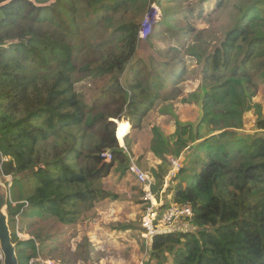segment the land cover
I'll return each instance as SVG.
<instances>
[{
  "label": "trees",
  "instance_id": "trees-1",
  "mask_svg": "<svg viewBox=\"0 0 264 264\" xmlns=\"http://www.w3.org/2000/svg\"><path fill=\"white\" fill-rule=\"evenodd\" d=\"M150 1L0 0L1 176L5 183L12 177L28 187V194L24 190L8 202L20 264L39 258L37 241L44 245L45 237L34 232V238L20 240L16 217L78 224L96 203L113 197L101 183L130 162L131 146L125 142L124 149L118 138L120 124L127 128L126 141L155 102L182 96L177 87L160 82L166 78H143L134 64L140 24L115 25L134 5L141 2L146 10ZM240 1L216 0V10L236 12L218 45L198 33L187 47L186 56L201 70V84L192 95L197 101L182 103L200 106L199 121L177 122L169 137L159 127L152 130L151 152L160 170L191 144H197L201 166L188 179L185 170L178 175L182 181L172 203L190 205L194 215L151 239V261L157 264H264V113L254 102L264 83V0ZM175 59L170 61L179 69L178 83L184 60ZM127 70L130 76L122 83ZM105 77L109 86L86 103L76 85ZM252 112L260 134L236 137ZM154 175L162 177L160 171Z\"/></svg>",
  "mask_w": 264,
  "mask_h": 264
},
{
  "label": "rangeland",
  "instance_id": "rangeland-1",
  "mask_svg": "<svg viewBox=\"0 0 264 264\" xmlns=\"http://www.w3.org/2000/svg\"><path fill=\"white\" fill-rule=\"evenodd\" d=\"M161 1L162 8L158 5V0H151L146 10L144 7L141 10V2L137 3L126 14L119 17L115 21V25L117 27L119 24L134 21L141 26L150 7L157 6L161 10L158 25L154 29L146 28L147 32H151V35L147 39L140 40L134 64L140 67L143 78L149 76L166 78L159 81L165 82L166 88L177 87L181 90L182 96L175 102H155L140 123V127L137 129L133 127L128 132L132 131V137L128 139L127 134L125 141L126 137L123 135L124 139L122 138L123 144L120 141L121 145L126 146L125 142H128L132 148L130 162L127 168L116 167L111 176L101 183L103 190L113 197L96 203L95 208L84 214L78 224L63 226L53 218L24 219L23 213L16 217V228H18L20 240L28 241L34 238L31 236L34 232L45 237L44 245L37 241L38 259L42 261L54 259L55 262L62 264H80L88 261L97 264H157L155 261H151V240L145 238L142 228L145 205L142 201V188L130 172L132 160L150 177L155 176L154 171H160L162 177L160 179L154 177V188L156 189L154 193L157 199L162 200L165 205H170L172 201L169 200V196L171 195L173 199L175 191L181 184L182 180L178 175L182 170H185L186 173L183 178L187 179L195 172L201 171V166L197 165L199 155L195 151L196 148L194 150L197 144H191L190 149L184 150L178 159L181 165L180 172H177L176 177L167 183L166 178L174 170L171 162L174 158L168 157V165L163 166V170H160L161 162L160 165H156V158L154 155H150L152 130L154 127H159L169 137L176 131L177 122L184 125L197 123L196 120L202 114L200 106L198 104L187 106L182 103V100L186 99L197 101L192 95L201 84V70L192 58L186 56L187 47L195 43L198 33H203L202 38L212 47L218 45L223 39L225 31L235 21L236 12L234 9L216 10V0H170L171 3H168V0ZM246 1L241 0L239 5H243ZM142 13L144 14L142 15ZM186 15L190 16L189 21L184 20ZM190 27L196 30L195 34L188 33L191 31ZM176 48L178 52L171 50H176ZM174 58H176L175 60H184L182 65L185 72H183V79L178 82L179 84L176 79L179 69L175 68L170 61ZM167 64H169V68L166 67ZM130 72L127 70L121 77L122 83L130 76ZM110 80L109 77L96 80L88 79L77 84L76 90L86 103L91 104L100 97L102 90L109 86ZM254 102L262 106L264 113V83ZM256 123V115L253 112L247 114L245 127L236 132V137L247 139L256 133L260 134ZM203 134L207 135V130H204ZM128 166L130 167L128 168ZM1 175L0 168V179L9 188V180L6 179L8 182L5 183V179ZM27 189V186L24 189V184L18 185L12 181L10 194L12 198H15L24 190L28 194ZM6 214L9 219L8 209ZM23 229L25 230L23 231ZM10 230L13 234L11 226ZM89 251L91 255L86 257V252ZM27 254H31V251L27 250ZM30 263L42 264L37 259H31Z\"/></svg>",
  "mask_w": 264,
  "mask_h": 264
},
{
  "label": "built area",
  "instance_id": "built-area-1",
  "mask_svg": "<svg viewBox=\"0 0 264 264\" xmlns=\"http://www.w3.org/2000/svg\"><path fill=\"white\" fill-rule=\"evenodd\" d=\"M161 10L157 6L149 8V11L142 22L139 30V39L144 40L149 38L151 32H147L146 28L154 29L159 23ZM125 149V146H122ZM108 160L112 159L110 153L104 155ZM173 171L170 172L166 178L168 183L176 177V173L180 171V162L176 159H172ZM131 175L135 178L136 182L141 186L143 192L142 201L144 202L145 209L142 218V228L144 230V236L148 240H151L155 235L174 229L178 224L184 223L187 220L193 218V210L190 205L171 203L170 205L163 204L162 200L157 199L153 189L155 187L154 177H150L149 174L144 171L139 165L132 160L130 167ZM9 180V188L12 187V177H6ZM11 199V198H10ZM16 205V203H14ZM27 206V205H26ZM16 228L15 232L17 237H20ZM42 264H60L55 261H42L37 259ZM80 264H97L93 261L83 262Z\"/></svg>",
  "mask_w": 264,
  "mask_h": 264
},
{
  "label": "water",
  "instance_id": "water-1",
  "mask_svg": "<svg viewBox=\"0 0 264 264\" xmlns=\"http://www.w3.org/2000/svg\"><path fill=\"white\" fill-rule=\"evenodd\" d=\"M10 189L0 181V258L3 264H20L17 255V245L13 242L9 219L6 214L8 202L11 198Z\"/></svg>",
  "mask_w": 264,
  "mask_h": 264
},
{
  "label": "crops",
  "instance_id": "crops-1",
  "mask_svg": "<svg viewBox=\"0 0 264 264\" xmlns=\"http://www.w3.org/2000/svg\"><path fill=\"white\" fill-rule=\"evenodd\" d=\"M199 86H200V84H199ZM193 105H194V104H193ZM187 106H190V105H187ZM198 119H199V118H198ZM198 119H197V120H198ZM197 120H196V122H198ZM124 128H125V127H124ZM126 131H127V128H126ZM174 133H175V132H174ZM130 137H132V131H131L130 133H128V139H129ZM130 146H131V145H130ZM134 146H136L135 143H134ZM131 149H132V148H131ZM151 154L154 155V154L151 152V150H150V155H151ZM154 157H155V155H154ZM155 158H156V157H155ZM156 160H157V161L155 162L156 165H160V160H158L157 158H156ZM110 176H111V175H110ZM110 176H109V177H110ZM109 177H108V178H109ZM175 184H176V183H175ZM178 185H179V184H178ZM169 200H171V201L173 200L171 195L169 196ZM171 203H172V202H171ZM171 203H170V204H171ZM179 226H181V225H179ZM48 261H52V260H48ZM57 263H60V262H57ZM95 263H96V262H95ZM60 264H62V263H60ZM63 264H65V263H63ZM100 264H102V263H100Z\"/></svg>",
  "mask_w": 264,
  "mask_h": 264
},
{
  "label": "bare ground",
  "instance_id": "bare-ground-1",
  "mask_svg": "<svg viewBox=\"0 0 264 264\" xmlns=\"http://www.w3.org/2000/svg\"><path fill=\"white\" fill-rule=\"evenodd\" d=\"M125 132H126V128H124V126H122L120 124L119 129H118V138L122 140L123 135L125 134Z\"/></svg>",
  "mask_w": 264,
  "mask_h": 264
}]
</instances>
